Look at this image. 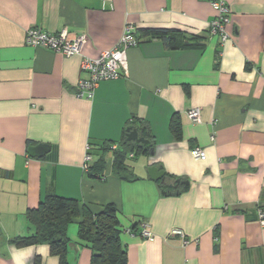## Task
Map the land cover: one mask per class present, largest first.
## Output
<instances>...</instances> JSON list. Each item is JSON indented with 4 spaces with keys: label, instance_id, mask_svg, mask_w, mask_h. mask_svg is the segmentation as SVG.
<instances>
[{
    "label": "crops",
    "instance_id": "1",
    "mask_svg": "<svg viewBox=\"0 0 264 264\" xmlns=\"http://www.w3.org/2000/svg\"><path fill=\"white\" fill-rule=\"evenodd\" d=\"M228 38L209 33L211 0H0V264H58L47 244L17 247L32 231L25 217L48 194L96 213L115 205L127 264H264V0H223ZM126 26L175 29L178 47L143 37L126 50V72L76 98L86 56L112 49ZM84 35L65 56L25 42L28 28ZM192 37H195L193 39ZM190 39L193 46H182ZM200 108V122L186 111ZM178 124V133L171 122ZM135 127L151 154L127 155L133 178L106 169L94 178L83 157ZM44 143L40 158L27 154ZM200 147L205 160L190 151ZM132 154V155H131ZM164 171L152 180L149 166ZM185 182H188L185 184ZM169 192L170 194H166ZM72 219L69 264H90ZM135 227L132 231L130 228ZM146 227L152 240L140 233ZM175 229L183 237L171 235ZM186 240V243H184Z\"/></svg>",
    "mask_w": 264,
    "mask_h": 264
},
{
    "label": "trees",
    "instance_id": "2",
    "mask_svg": "<svg viewBox=\"0 0 264 264\" xmlns=\"http://www.w3.org/2000/svg\"><path fill=\"white\" fill-rule=\"evenodd\" d=\"M175 29L169 28H146L140 30V36L160 38L170 48L178 47ZM195 39V37H192ZM187 39L182 46H193ZM172 133H178V124L171 122ZM110 143L102 146V155L92 160L88 166V175L94 178H104L106 169L119 178H133L126 164L127 155L148 154L149 149L143 145L128 141L124 137L116 150H110ZM90 153V152H89ZM111 153L112 160L108 164V154ZM91 154V153H90ZM166 194H170L166 192ZM28 225L32 231L26 235H16L8 238V242L17 247H26L38 244H47L50 255L55 256L58 264H69L68 249L71 239L67 228L72 219L80 217L77 223L78 242L91 251L90 264H127L126 247L120 240L122 232L117 209L114 204L108 203L99 212H92L88 207H79L76 199L58 196L56 194L46 195L36 207L29 208L25 212ZM135 227L130 228L132 231ZM37 256L34 264H40Z\"/></svg>",
    "mask_w": 264,
    "mask_h": 264
},
{
    "label": "built area",
    "instance_id": "3",
    "mask_svg": "<svg viewBox=\"0 0 264 264\" xmlns=\"http://www.w3.org/2000/svg\"><path fill=\"white\" fill-rule=\"evenodd\" d=\"M211 5L216 11V17L209 23V33L218 35L220 42L224 43L228 38L226 26L229 23V7L223 0H211ZM85 40L84 35H79L74 39L66 38V30L62 29L59 32L51 33L42 30L40 27L28 28L25 35V42L32 46H43L51 49L54 52L61 53L65 56H72L79 54L82 44ZM139 40L134 34L131 26H126L119 42L110 50L101 53L97 58H90L84 56L80 62L82 71L88 73L87 79H80L77 83L75 96L76 98L90 99L93 96L95 87L100 81L112 80L118 78L122 73L126 72V50L137 45ZM188 118L194 122H200V108L192 107L186 111ZM117 144H111L110 150H116ZM195 160H205L206 152L200 147H194L190 151ZM132 155V154H131ZM112 155L108 154V164L111 163ZM92 161L90 153L86 152L83 157V169L88 170L89 163ZM258 222L264 227V209L257 210ZM140 235L152 240L153 234L143 227ZM171 235H179L183 237L182 231L175 229ZM186 243V240H184Z\"/></svg>",
    "mask_w": 264,
    "mask_h": 264
},
{
    "label": "water",
    "instance_id": "4",
    "mask_svg": "<svg viewBox=\"0 0 264 264\" xmlns=\"http://www.w3.org/2000/svg\"><path fill=\"white\" fill-rule=\"evenodd\" d=\"M126 140L133 141L134 143L142 144L144 149H149L150 153H153L152 148L150 147V142L148 139L140 136L135 127H127ZM49 145L44 143H38L36 145H31L27 148V154L31 157L40 158L49 151ZM147 173L152 180L164 181V171L158 167L152 165L147 168ZM188 182H185L187 184Z\"/></svg>",
    "mask_w": 264,
    "mask_h": 264
}]
</instances>
